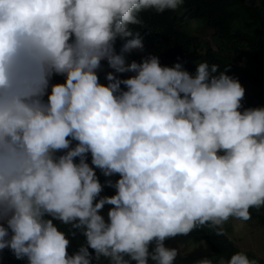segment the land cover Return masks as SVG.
I'll return each instance as SVG.
<instances>
[{
	"label": "clouds",
	"instance_id": "1",
	"mask_svg": "<svg viewBox=\"0 0 264 264\" xmlns=\"http://www.w3.org/2000/svg\"><path fill=\"white\" fill-rule=\"evenodd\" d=\"M183 3L0 0V249L28 264H173L166 238L264 205V106L242 109L239 79L208 61L190 73L127 59L143 48L141 12ZM88 153L119 173L105 181L114 195L100 196ZM53 218L82 232L78 251ZM219 264L258 261L237 251Z\"/></svg>",
	"mask_w": 264,
	"mask_h": 264
},
{
	"label": "trees",
	"instance_id": "2",
	"mask_svg": "<svg viewBox=\"0 0 264 264\" xmlns=\"http://www.w3.org/2000/svg\"><path fill=\"white\" fill-rule=\"evenodd\" d=\"M139 15L143 23L131 27L142 33L143 48L127 53L129 61L140 62L149 55H155L161 65L172 66L179 62L190 73L195 71L196 64L200 62L216 63L220 69L238 78L241 85L246 82L254 83L264 95V0H184L177 9H165L158 13L149 8ZM193 23L198 29L212 31L213 44L207 42L205 45L200 35L192 33L190 26ZM121 45L115 46L116 51L120 50ZM109 71L114 70L110 68ZM133 74L117 73L121 78ZM98 78L100 83H108L106 76L98 75ZM59 79V74L53 73L50 85L58 83ZM124 87L121 85V88ZM48 90H51L50 86ZM44 99H47V95ZM75 143L77 141H73V145ZM62 151L65 150H60ZM87 162L94 167L99 181L104 185L100 196L114 195L116 189L105 184V181L110 179L114 183L119 178V173L104 176L99 168L91 165L90 153L87 154ZM250 212V219L245 221H257L264 225V205L251 207ZM53 223L69 234V254L78 251L80 245L85 243V237L79 230L61 224L54 218ZM215 228L221 226L209 227L205 224L187 233L195 242H203L209 247L214 263L217 264L222 259L227 261L233 253L242 251L249 258L256 259L258 264H264V259L254 252L241 250L224 231L221 235L216 234ZM180 235L182 234L166 239L172 240ZM89 251L94 253L91 248ZM0 264H28V261L26 257H15L11 249L4 248L0 249ZM93 264H108V259L101 257L96 261L93 258Z\"/></svg>",
	"mask_w": 264,
	"mask_h": 264
},
{
	"label": "rangeland",
	"instance_id": "3",
	"mask_svg": "<svg viewBox=\"0 0 264 264\" xmlns=\"http://www.w3.org/2000/svg\"><path fill=\"white\" fill-rule=\"evenodd\" d=\"M190 29L193 34L202 37L205 45L207 42L213 44L212 31L203 28L198 29L194 23L190 26ZM213 47L216 49L215 45H213ZM242 86L245 88V94L242 99V109L264 106V95L260 93L257 85L246 82ZM97 199H99V197ZM111 207L113 206L105 204L100 211L107 217V212ZM219 226H221L227 237H229V239L241 250L254 252L264 259V225H261L257 221H245L229 217ZM163 243L166 247L177 249V255L173 264H196L198 260L203 258L212 259L209 247L203 242H195L188 234H182L172 240L165 239ZM154 246L155 242L153 241L149 245V251H151ZM131 264H135V261H131ZM148 264H155V262L149 258Z\"/></svg>",
	"mask_w": 264,
	"mask_h": 264
}]
</instances>
